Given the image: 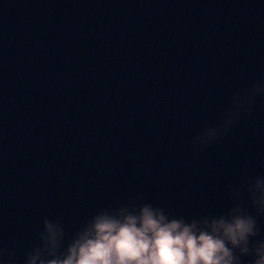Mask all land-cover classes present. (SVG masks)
<instances>
[{
	"label": "water",
	"instance_id": "obj_1",
	"mask_svg": "<svg viewBox=\"0 0 264 264\" xmlns=\"http://www.w3.org/2000/svg\"><path fill=\"white\" fill-rule=\"evenodd\" d=\"M262 74L264 0H0V250L25 264L45 219L68 243L132 198L226 211L264 178V97L192 140Z\"/></svg>",
	"mask_w": 264,
	"mask_h": 264
},
{
	"label": "clouds",
	"instance_id": "obj_2",
	"mask_svg": "<svg viewBox=\"0 0 264 264\" xmlns=\"http://www.w3.org/2000/svg\"><path fill=\"white\" fill-rule=\"evenodd\" d=\"M257 96L264 97V74L248 88L233 91L219 123L194 136L193 146L206 147L223 136L251 111ZM232 195L226 211L195 218L132 198L96 211L68 243L63 227L45 219L41 245L25 264H264V237L256 219L264 214V178L243 179ZM0 264H14L12 255L0 250Z\"/></svg>",
	"mask_w": 264,
	"mask_h": 264
}]
</instances>
